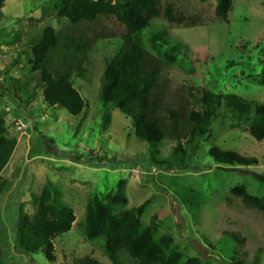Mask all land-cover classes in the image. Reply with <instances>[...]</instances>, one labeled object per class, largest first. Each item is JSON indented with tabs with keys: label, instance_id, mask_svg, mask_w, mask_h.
<instances>
[{
	"label": "rangeland",
	"instance_id": "374dc122",
	"mask_svg": "<svg viewBox=\"0 0 264 264\" xmlns=\"http://www.w3.org/2000/svg\"><path fill=\"white\" fill-rule=\"evenodd\" d=\"M47 2L7 0L0 12V111L11 107L6 111L8 134L18 139L2 173L9 180L0 195L2 263L73 264L89 255L114 264L106 254L105 238L88 241L82 224L88 200L94 195L106 199L116 190L119 179L125 178L129 207L144 206L145 225L156 223L157 233L170 234L174 240L171 248L182 251V261L196 256L202 264H229L228 254L240 247L230 236L235 232L245 238L242 251L247 262L259 252L260 264H264L263 214L229 193L236 185H246L251 194L262 195L264 164L219 165L209 154L212 146H218L246 156L264 155V140H256L248 124L235 119L231 110L222 108V116L213 121L211 133L199 140L196 153L184 160V168L181 162L163 170L151 160L149 145L135 136L130 118L116 107L105 110L99 98L102 74L123 44L120 37L97 41L85 62L84 74L75 77L76 87L87 102L80 115L50 107L39 89L37 101L29 106L7 93L10 77L28 80L32 87L39 84L38 73L30 72L27 55L15 62L18 53L30 52L32 40L46 25L57 29L69 26L66 21L59 22L51 10L44 12L43 7H50ZM167 2L187 13L201 14V21L183 27L156 18L137 34V40L153 54L172 53L176 57L162 74L165 107L200 108L198 99L204 89L234 92L264 102V0H233L228 21L210 19L217 0ZM96 26L105 32L120 29L108 19ZM156 32H167L168 36L162 34L154 41ZM175 44L182 45L178 51H173ZM107 112L111 119L105 126ZM14 117L27 127L17 130L11 126ZM48 143L54 147L49 148ZM177 144L176 139H165L159 146L162 157L169 158ZM55 147L66 156H56ZM90 149L110 160L102 165L90 163ZM47 180L63 187L64 201L75 207L77 215L72 230L55 239L54 262L42 252H20L15 243L19 202L31 209L27 197ZM120 260V264H136L125 252Z\"/></svg>",
	"mask_w": 264,
	"mask_h": 264
},
{
	"label": "trees",
	"instance_id": "16d2710c",
	"mask_svg": "<svg viewBox=\"0 0 264 264\" xmlns=\"http://www.w3.org/2000/svg\"><path fill=\"white\" fill-rule=\"evenodd\" d=\"M6 1L0 0V12ZM167 1L48 0L50 7H43L44 12L51 10L59 22L66 21L69 26L57 29L53 25H46L40 35L32 40L30 52L23 50L18 53L15 62L27 55L30 72L38 73L39 84L32 87L28 80L10 77L7 79V93L29 106L37 101L36 91L39 89L44 103L50 107L80 115L87 108V102L76 87L75 77L84 74L85 62L97 41L120 37L123 44L110 58L102 74L99 98L105 110L116 107L130 118L135 136L149 145L154 164L166 170L182 162L184 168V160L195 154L199 140L211 133L213 121L222 116V108L231 110L235 119L248 124V130L256 140L263 141L264 102L250 100L234 92L217 93L204 89L198 99L200 108H186L184 105L165 107L162 74L176 57L172 53H165L164 56L153 54L137 40V34L156 18L163 19L169 25L183 27L194 26L201 21V14L187 13ZM232 6L233 0H217L215 15L210 19L228 21ZM106 19L118 25L119 31L105 32L96 26ZM166 33L156 32L153 40L162 34L168 36ZM174 46L173 51H178L182 45ZM104 118L107 126L110 113L107 112ZM168 137L176 139L178 144L169 158H163L159 146ZM17 143L18 139L8 134L6 111H0V195L9 181L2 173ZM47 146L54 147L49 143ZM55 153L56 156H66L56 147ZM209 154L219 165L264 164V155L261 158L246 156L218 146H212ZM88 155L90 163L101 164L110 160L91 149ZM127 182L125 178L119 179L116 190L106 199L94 195L88 200L82 224L86 239L95 241L104 237L106 254L114 264L121 263L122 252L128 254L136 264H202L201 258L196 256L182 261V251L171 248L174 240L170 234L157 233L156 223L145 225L144 206L139 209L129 207ZM229 193L239 198L247 208L262 212L264 218V193L253 195L246 185H236ZM27 198L32 204L31 209L24 202H19L15 235L17 249L27 254L42 252L49 261L54 262L55 239L72 230L76 224L75 207L64 201L63 187L52 180H47ZM230 236L240 247L228 254L229 264H260L259 252L252 262H247V255L242 251L244 237L235 232H231ZM208 244L213 248L210 242ZM3 257L0 241V264H3ZM73 264L104 263L86 255Z\"/></svg>",
	"mask_w": 264,
	"mask_h": 264
},
{
	"label": "built area",
	"instance_id": "2783aa9c",
	"mask_svg": "<svg viewBox=\"0 0 264 264\" xmlns=\"http://www.w3.org/2000/svg\"><path fill=\"white\" fill-rule=\"evenodd\" d=\"M10 110L11 107H9V109H7L6 111L10 112ZM8 117H11V113H8ZM11 126L16 128L17 130H21L27 127L26 123L22 119L16 117L13 118V124Z\"/></svg>",
	"mask_w": 264,
	"mask_h": 264
},
{
	"label": "crops",
	"instance_id": "0c3cea01",
	"mask_svg": "<svg viewBox=\"0 0 264 264\" xmlns=\"http://www.w3.org/2000/svg\"><path fill=\"white\" fill-rule=\"evenodd\" d=\"M36 102V101H35ZM33 103V102H32ZM17 147V146H16ZM16 150V149H15ZM15 152V151H14ZM13 155H14V153H13Z\"/></svg>",
	"mask_w": 264,
	"mask_h": 264
},
{
	"label": "clouds",
	"instance_id": "9594fccd",
	"mask_svg": "<svg viewBox=\"0 0 264 264\" xmlns=\"http://www.w3.org/2000/svg\"><path fill=\"white\" fill-rule=\"evenodd\" d=\"M7 115V114H6ZM6 123H7V121H6ZM8 126V125H7Z\"/></svg>",
	"mask_w": 264,
	"mask_h": 264
}]
</instances>
